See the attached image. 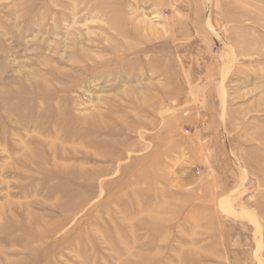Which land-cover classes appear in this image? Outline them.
<instances>
[{
	"label": "rangeland",
	"instance_id": "rangeland-1",
	"mask_svg": "<svg viewBox=\"0 0 264 264\" xmlns=\"http://www.w3.org/2000/svg\"><path fill=\"white\" fill-rule=\"evenodd\" d=\"M0 264H264V0H0Z\"/></svg>",
	"mask_w": 264,
	"mask_h": 264
},
{
	"label": "built area",
	"instance_id": "built-area-1",
	"mask_svg": "<svg viewBox=\"0 0 264 264\" xmlns=\"http://www.w3.org/2000/svg\"><path fill=\"white\" fill-rule=\"evenodd\" d=\"M166 15V13H164Z\"/></svg>",
	"mask_w": 264,
	"mask_h": 264
}]
</instances>
